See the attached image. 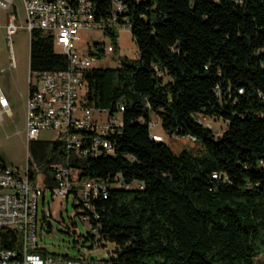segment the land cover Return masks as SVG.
Returning <instances> with one entry per match:
<instances>
[{
  "label": "trees",
  "instance_id": "16d2710c",
  "mask_svg": "<svg viewBox=\"0 0 264 264\" xmlns=\"http://www.w3.org/2000/svg\"><path fill=\"white\" fill-rule=\"evenodd\" d=\"M90 1L97 21L120 3L116 29L104 33L115 52L126 26L137 49L135 59L84 76V105L121 114L109 136L114 154L78 159L60 141L38 140L30 165L49 188L55 165L72 166L77 184L106 182L89 208L73 199L90 238L115 247L99 264H256L264 256V0ZM103 45L89 50L102 59ZM66 68L52 38L33 31L30 72ZM154 117L166 135L194 140L198 154L152 139ZM199 117L226 129L215 136ZM0 248L19 250L20 237L0 232Z\"/></svg>",
  "mask_w": 264,
  "mask_h": 264
},
{
  "label": "built area",
  "instance_id": "2783aa9c",
  "mask_svg": "<svg viewBox=\"0 0 264 264\" xmlns=\"http://www.w3.org/2000/svg\"><path fill=\"white\" fill-rule=\"evenodd\" d=\"M21 5L23 13L16 0H0V8L9 13L6 24L9 41L19 29L30 35L33 31H43L52 38L56 52L67 60V68L62 71L29 75L26 103L28 147L31 142L40 140L41 132L56 131L59 141L73 158L113 155L109 136L120 128L117 118L108 116L104 122L100 115L99 118L94 115L106 112L86 107L83 101L84 76L102 59L97 52L89 50L90 45L86 53L77 49L76 41L80 39V29L95 28L102 32L116 29V13L122 12L123 7L115 1L112 17L97 21L96 7L90 0H21ZM113 52L112 46L104 48V56ZM3 111H8V105L0 92V119ZM156 126L154 121L149 124L151 138L164 139L154 133ZM30 159L28 154L25 168L0 161V232L13 231L20 237L19 250L0 248V264H84L80 259L39 253L42 247L38 231H47L45 221L52 218L50 211L39 217V199L44 201L46 193L52 199H68L76 191L75 203L89 208L91 199L105 196L106 182L84 180L77 184L72 166L55 165L56 185L49 188L44 174L34 163L30 165ZM31 171L36 174L35 178L30 177Z\"/></svg>",
  "mask_w": 264,
  "mask_h": 264
},
{
  "label": "rangeland",
  "instance_id": "374dc122",
  "mask_svg": "<svg viewBox=\"0 0 264 264\" xmlns=\"http://www.w3.org/2000/svg\"><path fill=\"white\" fill-rule=\"evenodd\" d=\"M16 2L23 13L21 0H16ZM8 14V11L0 8V92L8 105V111H3L0 119V159L9 166L25 168L28 154H30L26 128L28 79L31 73L29 69L30 34L19 29L9 41L6 36ZM117 33L116 51L104 56L96 63L95 68H115L122 57L136 58L137 49L130 29L126 26L119 27ZM78 36L80 39L76 41V48L84 53L88 51V45L104 44L103 48L114 47L112 39L99 29H80ZM32 80L35 85V76ZM99 115L104 122L107 121V113H95L94 116L99 118ZM116 118L121 126V114H118ZM153 121L157 123L154 133L161 134L164 138L154 140L156 142L165 141L174 153L179 154L186 149L198 154L201 150L195 141L166 135L160 127L159 120L154 117ZM199 121L215 136L221 135L226 129V124L220 120L199 117ZM59 138L56 131H43L39 136L40 141L43 142H55L59 141ZM48 211L52 216L50 219L51 233L38 231L39 245L47 252L63 257H78L84 264H99L113 255L115 247L112 243L98 244V239L93 241L90 238V225L81 215H78L73 207V196L68 199H52L46 193L44 201L39 199V217ZM256 264H264V256L257 259Z\"/></svg>",
  "mask_w": 264,
  "mask_h": 264
},
{
  "label": "water",
  "instance_id": "95a60500",
  "mask_svg": "<svg viewBox=\"0 0 264 264\" xmlns=\"http://www.w3.org/2000/svg\"><path fill=\"white\" fill-rule=\"evenodd\" d=\"M51 226V223H50V221L48 222V227H50ZM50 231L47 229V231H46V233H49Z\"/></svg>",
  "mask_w": 264,
  "mask_h": 264
},
{
  "label": "crops",
  "instance_id": "0c3cea01",
  "mask_svg": "<svg viewBox=\"0 0 264 264\" xmlns=\"http://www.w3.org/2000/svg\"><path fill=\"white\" fill-rule=\"evenodd\" d=\"M161 135V134H160ZM163 142H165V141H163Z\"/></svg>",
  "mask_w": 264,
  "mask_h": 264
}]
</instances>
